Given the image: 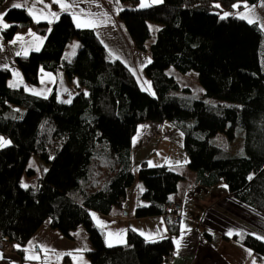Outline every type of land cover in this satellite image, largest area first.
Here are the masks:
<instances>
[{"label":"trees","instance_id":"1","mask_svg":"<svg viewBox=\"0 0 264 264\" xmlns=\"http://www.w3.org/2000/svg\"><path fill=\"white\" fill-rule=\"evenodd\" d=\"M258 1L162 0L138 7L139 0H119V20L136 51L150 58L142 71L152 93L111 56L93 30L77 28L69 14L49 25L33 24L23 8L6 11L10 27L3 31L5 40L29 28L44 37L41 49L16 57L26 84L38 85L40 69L77 80L75 88L69 87L71 103H63L57 99V80L47 96H39L10 86L11 72L0 69V137L11 142L0 149V240L11 252L22 256L49 221L72 240L84 227L90 264L165 263L181 224L172 226L165 214L185 177L165 164L146 161L137 173L132 171L131 141L144 122L167 121L181 132L195 183L207 188L225 184L235 201L264 214V34L236 13L221 14ZM148 22L160 24L149 45ZM74 39L80 47L70 61L65 50ZM169 67L194 72L203 97L180 89L166 74ZM219 133L229 139L241 134L243 153L214 145L211 138ZM31 157L47 169L24 187V173H32L27 167ZM137 181L145 187L139 201L147 205H139L135 217L163 215L169 236L147 241L129 228L123 244L109 247L92 214L126 208ZM232 240L264 264L262 237L241 233Z\"/></svg>","mask_w":264,"mask_h":264},{"label":"crops","instance_id":"2","mask_svg":"<svg viewBox=\"0 0 264 264\" xmlns=\"http://www.w3.org/2000/svg\"><path fill=\"white\" fill-rule=\"evenodd\" d=\"M62 2L70 4L71 7L61 8L60 3H57L56 0H4L0 5V13L13 8L11 7L13 3H19L33 24L47 23L49 25L53 24L61 14H69L77 28L93 30L111 56L121 60L143 84V88L150 91L151 86L142 71L150 61L149 56L147 58V54L136 51L126 28L119 20L118 12L121 9L119 0H62ZM151 4L158 3L151 0ZM235 13L248 22L252 20V23H255L264 33V0H259L255 5H245L242 11ZM4 22L10 25L5 18ZM150 23H147L149 29L152 27ZM5 29L0 26V69L6 68L11 72L10 86H21L28 93L39 96H47L56 80L58 85L59 79L65 84L64 89H69L70 85L76 86L73 83L70 84L74 79L68 81L62 71L53 74L43 69L39 71L38 85L26 84L17 66L16 57L26 56L41 49L44 37L29 28L17 32L11 39L5 40L3 37ZM56 91L58 101L66 103L64 99H59V94L63 98L66 94H61L58 87ZM155 127L156 125L152 122L139 124L131 141L132 165L135 156L138 158V165L142 161L149 164V158L146 155L154 142L150 137V132ZM182 141L183 138L180 144ZM166 145L167 148L164 152ZM168 145L169 142L158 146L153 145L154 154L157 156L159 151H163L167 159L162 164L169 165L176 171L173 166L179 167V163L174 157L173 149L168 152ZM40 168L44 170L43 166ZM138 183V195L135 202L132 204L130 195L127 198L128 216L122 217L119 213L120 210L116 211L115 209L109 215L93 213L95 214L92 216L93 220L103 236L105 235L104 239L108 245L123 244L126 241V232L129 228L147 241L169 236L163 216L140 219L135 217L136 208L139 205H147L146 201H139V194L144 191L145 187L142 182L138 181ZM224 187H226L225 184H218L210 188L198 185L195 183V175L191 181L179 183V196L182 198L183 207L182 220L179 225V233L173 236L174 257L169 264H259L251 251L241 243L232 240V237L241 233H251L262 237L253 229L264 231V214L235 201L229 196L227 187ZM99 221L104 222L103 226ZM77 231L79 237L85 241L84 245L78 246L76 238L73 240L65 238L59 231L51 228L49 221H45L23 248L22 256L13 252L6 255L1 253L3 259L1 262L43 264V260L59 255L64 264H78V262L90 264L86 256L82 257L91 249L87 234L81 227ZM177 241H179V247ZM48 255L51 256L47 257Z\"/></svg>","mask_w":264,"mask_h":264},{"label":"rangeland","instance_id":"3","mask_svg":"<svg viewBox=\"0 0 264 264\" xmlns=\"http://www.w3.org/2000/svg\"><path fill=\"white\" fill-rule=\"evenodd\" d=\"M142 3L144 4L143 7H146V6H149L150 5L151 0H139L138 7H142L141 6ZM232 12L235 14L236 10L235 11H223L221 14H222V16H227V15H225V13H228V15H229V14H233ZM150 25H152V27L150 28V30L152 31V33H151L152 36L148 40V45L152 41H154L155 33L160 28V24H158V23H150ZM76 47H78V48H76ZM79 47H80V43H79V41L77 39H74L72 42H70V44L67 46V48L65 50V57H66V59L71 61L75 57V55H76ZM141 54H144V53H141ZM147 58H148V54H147ZM166 74L168 76L174 77L176 79L177 83L179 84L180 89L190 88L191 89V92H192V95L195 98H202L203 97L204 90L201 87V85L197 82L196 76H195V73L194 72H189L187 74H183V73H180L177 70H175L173 67H169L166 70ZM72 83L75 84V85H77V80L74 79L70 84H72ZM142 86H143V84H142ZM16 87H19V86H16ZM64 87H65V84L59 79L58 80V89L60 90L61 94L62 93H65L66 94V96L64 98L62 96H60V94H59V99H64L65 101H67L74 94L73 93H70V90L69 89H64ZM72 87L75 88V86H73V85H72ZM151 93H152V90H151ZM205 99H208V98H205ZM210 101L215 102V100H213V99H210ZM158 125H156V127L151 130L150 136H152L153 135V132L157 130ZM163 127H164V130H166L167 136H169V137H167V140H165L164 142H159L160 140H158V139H157L158 141L157 140H154V142L152 143V145H151V147H150V149H149V151H148V153L146 155L147 158H149V162H151V163H149V165L150 166L159 165V164L164 165L162 163H163V161L165 159H167V156L164 153L165 150H166V148H167V145L164 148V152L163 151H159V153H158L157 156L154 154L155 148H153V147L154 146H158L159 144H162V143L165 144V143L169 142L168 152H170V149H173V151H174V157L177 158V161H178L177 163H179V167H176V166H173V167L176 169V171L178 173L182 174L185 177V179L182 180L180 182V184H182L185 181L186 182H189V181H191L193 179L194 172H192L191 170H189L188 167H187V165H186L187 164V156H186V154L183 151V146H182V142L183 141L180 144V141L183 138V135L170 122L165 121ZM237 131H238V129H237ZM161 133H163V131ZM4 141H8V139H4ZM242 141H243V138H242L241 134H237V137L235 139H229L228 135L225 134V133H219L216 136H214V137L211 138V142L214 145H217V146L222 147L224 149H229L232 152L238 151V153H243ZM8 145H10V143L7 144V145H5V146H3V147H0V149L6 147ZM160 148H161V146H160ZM156 150H158V149H156ZM181 154L183 156L182 158H181ZM137 163H138V158L135 156L134 157V164L132 165V171L134 173H137V170H138V166L139 165ZM40 166H43V168L45 170L47 169V166L44 165L43 163H41L35 157H31L29 159L28 164H27V167H28V169H31L32 170V173L30 175L24 173L23 178H22V184H23V186L37 182L38 178L41 175V168H40ZM167 166H169V165H167ZM138 184L139 183L137 181V183L135 184V187L129 193L132 204L135 202L136 197L138 195V186H139ZM224 188H226V187H224ZM176 197H178V199H180V201L182 202L181 196H176ZM116 211H119V210H116ZM168 212H169V206L167 208V212L165 214L166 215L165 217L171 223L170 220H172V217H169ZM119 213H121V216L122 217L123 216L124 217L128 216V213H129V204H127V207L126 208H123L122 210H120ZM165 217H164V220H165L164 222H165V224L167 226ZM181 217H182V213L180 214V219H179L178 224H176V225H172L171 224V225L172 226L179 225L180 220H182ZM81 228L84 229V227H81ZM253 231L259 233L263 237V239H264V231L256 230L255 228L253 229ZM103 237H105V235ZM75 238L77 240L78 246L85 244V241L81 237H79L77 230L75 232ZM5 246H6V244H5ZM8 250H9V248H8ZM1 253H3V251ZM1 253H0V255H1ZM9 253H11V251H9L8 254ZM49 256H51V255H48L47 257H49ZM84 256H86V255H82V257H84ZM85 260H87V259H85ZM171 262H169V263H171ZM42 263L43 264H64L63 260L61 259V257L59 255L58 256L56 255V256H54V258H51V259H45V260H43ZM169 263H166V264H169ZM78 264H81V263L78 262Z\"/></svg>","mask_w":264,"mask_h":264},{"label":"built area","instance_id":"4","mask_svg":"<svg viewBox=\"0 0 264 264\" xmlns=\"http://www.w3.org/2000/svg\"><path fill=\"white\" fill-rule=\"evenodd\" d=\"M162 131L163 133H161ZM167 137L169 136H167L166 130H164L163 126L159 124L157 130L153 132L152 138L155 140L158 139L160 141H163L164 138H167ZM181 213H182V202L180 201V199H178V197H174V199L169 205V212H168L169 217H172V220H170L172 225L178 224ZM2 251H3V254L6 255L8 254L9 251H11V248L8 247L7 245L5 246L4 241L0 240V253ZM173 257H174V252H172L167 257V259L165 260V263L171 262L173 260ZM1 259H2V256L0 255V263H1Z\"/></svg>","mask_w":264,"mask_h":264},{"label":"snow or ice","instance_id":"5","mask_svg":"<svg viewBox=\"0 0 264 264\" xmlns=\"http://www.w3.org/2000/svg\"><path fill=\"white\" fill-rule=\"evenodd\" d=\"M56 2H57V3H60L61 8H69V7H71L70 4H65V3L62 2V0H56ZM154 2L159 3V2H162V0H154ZM141 6L143 7L144 4L142 3ZM217 6L219 7V5H217ZM11 7H13V8H21L22 5L19 4V3H13V4L11 5ZM233 7H239V5H233ZM6 14H7V12H2V13H0V26H2L3 28H8V27H10L9 24H7V23L4 22V16H5ZM53 15H56V13H53ZM225 15H228V13H225ZM252 22H253L252 20H249V23H252ZM78 26H80V25H78ZM18 54H19V53H18ZM149 62H150V61H149ZM13 86H14V85H13ZM65 102H66V103H71L70 100H69V101H65ZM9 143H11V142H10V141H4L3 137H0V147H3V146H5V145H7V144H9ZM149 163H151V162H149ZM24 187H27V185H24ZM93 216H95V214H93ZM97 219H98V218H97ZM99 223L101 224V226H103V224H104L103 221H99ZM109 235H111V233H109ZM229 235H231V233H229ZM176 243H177V246L179 247V241H177ZM109 247H111V244H109Z\"/></svg>","mask_w":264,"mask_h":264}]
</instances>
